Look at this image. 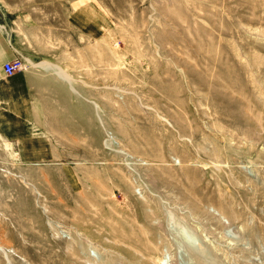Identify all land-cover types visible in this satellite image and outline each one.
I'll return each instance as SVG.
<instances>
[{"label": "rangeland", "instance_id": "1", "mask_svg": "<svg viewBox=\"0 0 264 264\" xmlns=\"http://www.w3.org/2000/svg\"><path fill=\"white\" fill-rule=\"evenodd\" d=\"M61 1L106 30L19 60L52 111L44 159L0 137V264H264V0Z\"/></svg>", "mask_w": 264, "mask_h": 264}, {"label": "crops", "instance_id": "2", "mask_svg": "<svg viewBox=\"0 0 264 264\" xmlns=\"http://www.w3.org/2000/svg\"><path fill=\"white\" fill-rule=\"evenodd\" d=\"M105 30V9L96 1L67 8L58 0H0V137L20 146L23 159L46 157L48 140L34 122L40 119L36 114L52 109L44 96L34 93L33 76L17 72L5 77L3 65L21 57L31 61L35 56H50L57 42L63 45L67 39L72 40L73 32L81 43H88L103 38ZM25 146L32 149L26 152Z\"/></svg>", "mask_w": 264, "mask_h": 264}, {"label": "bare ground", "instance_id": "3", "mask_svg": "<svg viewBox=\"0 0 264 264\" xmlns=\"http://www.w3.org/2000/svg\"><path fill=\"white\" fill-rule=\"evenodd\" d=\"M175 2H176V0H175ZM171 4V3H170ZM177 4H178V2H177ZM151 19V18H150ZM114 89V88H113ZM130 95V94H129ZM223 96H222V99L221 98H219L221 95H219V97H215V100L216 101H224V103H225V105L223 106V107H214L215 109L216 108H219L221 111H226V112H231V111H233L234 109H235V107H236V102H238L239 100L237 99V98H235V97H232V96H230L229 94H226V93H223L222 94ZM210 112V111H209ZM170 126V125H169ZM182 140V139H181ZM25 157V156H24ZM26 158V157H25ZM26 160H24V162H25ZM27 164V163H26ZM160 225V224H159ZM160 227V226H159ZM162 228V227H161ZM201 248V247H200ZM201 249H203V248H201ZM200 249V251H202ZM204 250V249H203ZM203 256V255H202ZM205 257V256H204ZM215 258V257H214ZM217 259V258H216ZM200 262V261H199ZM201 263V262H200Z\"/></svg>", "mask_w": 264, "mask_h": 264}, {"label": "built area", "instance_id": "4", "mask_svg": "<svg viewBox=\"0 0 264 264\" xmlns=\"http://www.w3.org/2000/svg\"><path fill=\"white\" fill-rule=\"evenodd\" d=\"M22 69L19 59L14 62L5 63L3 65V73L6 77H11Z\"/></svg>", "mask_w": 264, "mask_h": 264}]
</instances>
